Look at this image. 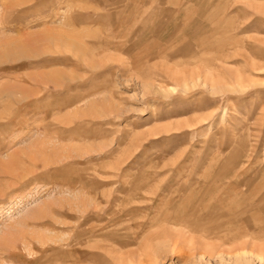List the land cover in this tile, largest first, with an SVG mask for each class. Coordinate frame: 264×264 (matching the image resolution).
I'll list each match as a JSON object with an SVG mask.
<instances>
[{"label":"rangeland","instance_id":"rangeland-1","mask_svg":"<svg viewBox=\"0 0 264 264\" xmlns=\"http://www.w3.org/2000/svg\"><path fill=\"white\" fill-rule=\"evenodd\" d=\"M0 42V264H264V0H0Z\"/></svg>","mask_w":264,"mask_h":264},{"label":"bare ground","instance_id":"bare-ground-1","mask_svg":"<svg viewBox=\"0 0 264 264\" xmlns=\"http://www.w3.org/2000/svg\"><path fill=\"white\" fill-rule=\"evenodd\" d=\"M7 44V42H0V47H1V49H3L4 51H9L10 50V47L8 46V45H6ZM237 197V196H236ZM223 223V222H222ZM247 243V242H246ZM250 250V249H249ZM247 253H249V251L247 252V251H240V252H237L236 253V257L237 258H239L240 256H242V255H246ZM259 253V252H258ZM249 255V254H248ZM260 255V254H259ZM253 256H255V254H253ZM256 256L257 257H259L260 258V256H258L257 254H256ZM256 256H255V258H256ZM259 258H257V259H259ZM261 259V258H260Z\"/></svg>","mask_w":264,"mask_h":264}]
</instances>
